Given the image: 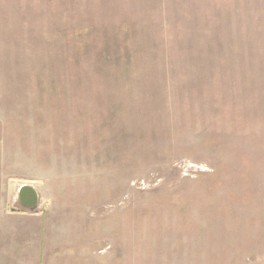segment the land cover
<instances>
[{
	"label": "rangeland",
	"instance_id": "1",
	"mask_svg": "<svg viewBox=\"0 0 264 264\" xmlns=\"http://www.w3.org/2000/svg\"><path fill=\"white\" fill-rule=\"evenodd\" d=\"M0 264H264V0H0Z\"/></svg>",
	"mask_w": 264,
	"mask_h": 264
},
{
	"label": "water",
	"instance_id": "2",
	"mask_svg": "<svg viewBox=\"0 0 264 264\" xmlns=\"http://www.w3.org/2000/svg\"><path fill=\"white\" fill-rule=\"evenodd\" d=\"M40 195L37 188L31 184H22L18 189L19 204L29 210H35L39 206Z\"/></svg>",
	"mask_w": 264,
	"mask_h": 264
},
{
	"label": "crops",
	"instance_id": "3",
	"mask_svg": "<svg viewBox=\"0 0 264 264\" xmlns=\"http://www.w3.org/2000/svg\"><path fill=\"white\" fill-rule=\"evenodd\" d=\"M68 259H71V258H68ZM73 259H75V258H73ZM68 261L72 262V260H68ZM73 261H77V260H73Z\"/></svg>",
	"mask_w": 264,
	"mask_h": 264
}]
</instances>
